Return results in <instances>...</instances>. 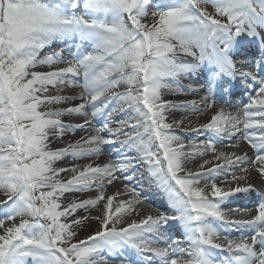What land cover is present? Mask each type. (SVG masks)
I'll list each match as a JSON object with an SVG mask.
<instances>
[{
    "label": "snow or ice",
    "instance_id": "obj_1",
    "mask_svg": "<svg viewBox=\"0 0 264 264\" xmlns=\"http://www.w3.org/2000/svg\"><path fill=\"white\" fill-rule=\"evenodd\" d=\"M256 39L264 50V0H163L156 5L153 0H0V192L6 196L0 201V264H109L105 252L123 256L125 249L139 259L124 258L120 264H264V192L252 207L234 209L246 218L229 220L225 205L255 189L251 183L227 188L217 183L245 180L231 171L237 167L243 173L255 167L264 176V63L245 59L238 66L235 59ZM58 43H71L76 50L66 58L65 49L52 50ZM59 64L66 66L53 67ZM38 66L51 70L35 71ZM205 70L201 90L206 95L199 102L162 99V89L181 87V77ZM237 85L252 90L248 102L235 113L220 108L192 129L211 134L199 148L194 142L186 145L173 130V123L183 125V119L166 122L171 109L204 113L216 104L217 90L231 95ZM62 86L80 92L51 94ZM121 86L124 90L117 91ZM71 100L80 103L53 107ZM117 113L125 118L114 120ZM64 116L84 121L73 126ZM99 116L106 117L103 124L83 143L51 148L54 140ZM226 138L236 140V147L246 142L253 155L219 152L214 159L222 164L207 167L212 161L205 159L197 165L202 170L188 167ZM116 142L130 155L88 164L67 181L57 179L77 171L57 168L58 161L98 156L101 145ZM138 168L163 192L172 215L126 221L127 214H138L141 203L140 192L127 183L124 193L100 191L94 199L62 207L66 193L103 189L105 181H132ZM128 194L131 198L118 200L113 211L116 197ZM101 200V215L74 217ZM90 218L99 221V230L73 242L75 228ZM169 221L183 227L182 241L162 231ZM234 227L246 232L238 239L223 233ZM157 243L165 246H152ZM218 252L225 253L223 259Z\"/></svg>",
    "mask_w": 264,
    "mask_h": 264
},
{
    "label": "bare ground",
    "instance_id": "obj_2",
    "mask_svg": "<svg viewBox=\"0 0 264 264\" xmlns=\"http://www.w3.org/2000/svg\"><path fill=\"white\" fill-rule=\"evenodd\" d=\"M251 40V38H248ZM257 40V39H256ZM256 40L252 41L251 43H246L244 48L241 49L242 55H250L251 58L247 59L252 62H262L264 63V59L260 58V55L254 53V45H256ZM259 40V39H258ZM76 49L71 48L70 51H67L68 53L74 52ZM59 51V50H58ZM260 52V51H259ZM258 52V53H259ZM236 56V63L239 66L240 63L245 60L244 57ZM65 64H59L55 65L53 67H64ZM35 71H50L51 69L47 66H38ZM207 76V72L205 71H198L195 73H191L187 76L181 77L178 81V84L181 87H177L176 84H173L171 88H165L162 89V99L166 101H170L174 104H180L181 102H188V101H197L199 102L201 97L206 95L204 91L201 89L204 88L203 82H205ZM63 87V86H62ZM124 88L121 86L117 91H123ZM251 89H245L242 85H237L233 89V93L231 95L224 94L217 90L214 99L216 100V104L213 108L206 110L204 113H193L191 111H188L186 109L176 108L171 109L167 113V121L168 123H172L173 121H178L183 119L184 123L183 125H177L173 123V130L175 133L179 136H181L183 142L187 145L189 142H194L197 148L202 146L203 143H205L211 136L210 133H205L203 131L195 132L192 131V129L201 128V126L205 123H207L211 117L216 111H218L220 108H223L225 112H232L235 113L238 110V106H242L244 103H247L249 100V95L251 94ZM79 94L80 89H72L69 87H63L62 91H52V95H71L73 93ZM246 92H249V94H246ZM237 96V97H235ZM223 97V99L221 98ZM236 99L234 102L232 99ZM226 101V102H225ZM80 103L79 100H71L64 104L59 105H53V107L57 108H66L69 106H73L75 104ZM198 107L203 108L204 106L202 104H197ZM105 116H99L96 118L89 117L91 121L90 126H85L83 129H75L74 131H70L66 133L62 139H56L52 142L50 145L52 149L57 148H63L67 146L68 144L75 143L76 141H81L83 143V140H86L92 135L96 134V129L101 126L105 120ZM125 118L123 114L117 113L114 115V120H119ZM65 123L72 124L73 126L82 124L84 121V117L80 116H64L61 118ZM113 127H117L115 123L112 125ZM103 135L107 138L108 134L103 133ZM118 140L124 139L123 137L116 138ZM237 140H239V137H237ZM236 140L232 139H225L222 143L218 142L216 144L215 152H206L202 157H197L193 159L188 167L193 171H198L202 169H198L197 165L201 164L203 160L208 159L212 161V164L208 165L207 167H212L217 163H224L223 160H215L214 157L219 152H224L226 154H232L235 153L236 155H243L247 153L249 156L253 155V152L251 148L247 145L246 142L240 140L239 147L235 146ZM84 147H89V145H84ZM101 153L97 156H86L81 158H72V157H66L61 161H58L56 163L57 168H71L76 167V172L72 171H65L61 173L57 179L61 181H67L72 176L76 175L77 172L81 171L84 166L91 164L93 166L95 165H103L105 163L109 162H115L118 160H123L125 156L130 155L128 152V149L123 147L120 143H112L108 145H101ZM194 149L186 148V152H191ZM231 171H233L237 176L244 175L246 176L245 180L241 181H232L231 179L224 180L221 182V180H218V186L222 188L227 187H236L241 186L244 187L248 183H251L255 189L252 193H241L238 194L237 197L232 198L231 204H227L224 207L225 212L227 213V216H230L233 220L237 219H244L246 218V214L243 212L235 211V208H242V207H252L254 203L257 201L258 198H260L261 192H264L262 189H258L259 185L263 184V178L258 171H256L255 167H249L248 173H243L239 171V168H234ZM142 173V174H141ZM126 173H120V176L125 175ZM96 183H99V181H96ZM105 187L103 189H97L93 188L91 190L83 191V192H70L66 193L63 197L60 198V202L62 203V207L67 206V204L72 200H84V199H94L100 191H103L105 196L113 195L117 191L124 193L126 192L125 184L127 183L130 187H134L137 191L141 194V203L137 206L138 208V214L137 213H129L125 216V220L130 222L132 220L139 221L140 219H143L147 215L157 216L164 212V205L166 203V197L164 196L163 192L159 190L154 183L150 181V178L148 177L146 171L143 168H138V172L136 177L132 181H124L123 179H117L114 180L111 185H108L105 181ZM204 183V181H202ZM157 196H161L162 200H159L158 202H154V198ZM131 198V194L128 195H121L117 196L116 199L113 201V211L115 210V207L117 206L118 200H128ZM6 199V196L3 192H0V201H3ZM105 201L101 200L96 206L90 207L87 211L84 209H78L76 213H74V217H80V216H89V217H95L99 216L102 213L103 207H104ZM230 209H233L230 211ZM6 224H10L11 222L6 221ZM121 225H117V227H120ZM99 230V221L95 219H88L83 222V224L79 228H75V231L77 232L76 237H80L81 240L86 239L89 235H92L94 232ZM162 231L169 237L175 238L176 232H174V225L172 224L169 229H162ZM246 232L245 229H241L239 227H234L233 231L227 234L230 238L238 239L241 235H243ZM179 240V239H178ZM182 241V240H181ZM153 247H164L165 245L162 243L153 244ZM183 246H187L184 244ZM105 257L108 258L109 264H120L121 260L123 259V256L121 255H113L112 257L106 256V253L103 254ZM155 261V260H154ZM144 264H146L144 262ZM153 264H157L155 261Z\"/></svg>",
    "mask_w": 264,
    "mask_h": 264
},
{
    "label": "rangeland",
    "instance_id": "obj_3",
    "mask_svg": "<svg viewBox=\"0 0 264 264\" xmlns=\"http://www.w3.org/2000/svg\"><path fill=\"white\" fill-rule=\"evenodd\" d=\"M162 2H163V0H153V5L160 4ZM151 10L152 9H150V12H151ZM209 10H211V8H209ZM79 240H81L80 237H75L73 242H76V241H79Z\"/></svg>",
    "mask_w": 264,
    "mask_h": 264
}]
</instances>
